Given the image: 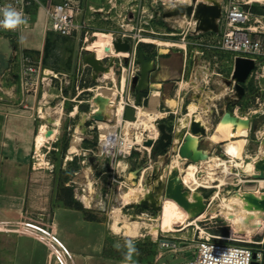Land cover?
Wrapping results in <instances>:
<instances>
[{
  "label": "rangeland",
  "instance_id": "1",
  "mask_svg": "<svg viewBox=\"0 0 264 264\" xmlns=\"http://www.w3.org/2000/svg\"><path fill=\"white\" fill-rule=\"evenodd\" d=\"M189 1L80 0L76 14L78 29L71 36H61L51 31L43 8L31 9V26L21 33H13L14 52L9 67L0 74V238L4 236L2 232L6 228L7 231L10 228L32 230L35 228L32 224L47 221L45 213L26 207V197L10 196V193L25 188L30 171L33 175L29 181L31 190L38 188L36 191L40 196L50 198L51 206L53 198L58 200L56 194L61 186L72 185L76 197L106 221L110 232L109 249L114 254L129 256L128 244L131 242L135 250L130 256L158 264H180L194 257L195 245L201 237L212 235L231 238L229 241H246L256 251L264 247V243L258 242L264 239V219L252 233H245L237 226L252 223L257 213L264 212V186L257 185L253 175L234 163L232 167L238 174L232 176L231 183L222 186L215 200L213 196L218 190L215 186L199 185L195 191L184 186L190 192H199L206 203L205 210H208L198 219L191 216L186 227L179 225L177 230H167L161 225L157 235H154L151 226L159 222L160 210L132 202L122 207L123 219L138 221L139 228L129 230L122 227L119 232L111 228L115 207L121 206L120 197L130 185L139 182V176H135L133 171L141 165L152 164L141 180L145 186L152 187V173L158 172L165 180L168 175L165 166L173 158L171 150L165 155L153 152L152 161L149 162L148 152L144 150L140 151V158V152L134 153L139 160L126 157L128 166L120 163L116 170L111 167V158L101 152L100 133L103 128L96 121L99 119L92 116L94 113L89 114L90 106L97 97L98 85L119 87L120 72L117 71V75L111 72L112 76H116L115 82L95 71L92 66L85 67L84 56L95 53L109 63L112 57L108 48L114 36L130 34L128 38L132 44H142L149 54L158 48L163 50L164 46L159 40L179 43L167 46L168 51L162 56V60L172 62L171 67L182 64L184 68L182 57L186 51L188 61L184 72L167 81L161 96L162 109L175 106L177 100L173 97L179 81L183 80V100L178 102V112L162 119L169 123V127L172 122L177 125L178 119L191 108L192 101H197L201 103L200 107L205 103L210 104V110L202 114L207 118L210 127L208 134H211L219 125L215 123L222 109L226 107L233 111L238 104L237 113L248 117V125L250 120L244 159L262 156L264 55L258 57L259 74H250L241 82L245 91L240 95L231 65L232 53L211 46L216 43L224 23L219 25L218 30H202L196 29L193 12L190 15L186 11L166 14L182 8L186 10L188 5L194 7L201 2L196 4V0H192L190 4ZM245 6L264 16V0H253ZM139 36L141 40L137 43ZM30 65L34 70L24 74L27 78L21 84L20 73ZM126 93L135 94L136 88L127 84ZM143 93L147 94V91ZM111 98H116V95ZM145 104L149 107L147 102ZM225 115H221L222 119ZM104 117L111 125H118L115 114L104 111ZM240 119V116H233L229 121L235 125ZM230 137L234 136L231 134ZM73 141H76L75 151L70 150ZM200 145L210 154L222 152L220 143L208 137L202 138ZM132 172L134 175L130 177ZM239 177H242L241 181ZM115 179H124L125 186L120 187ZM253 184L256 186L251 187ZM153 190L154 194L160 192L157 203H166L167 197L162 191L157 192L155 187ZM219 200L218 208L216 203L219 204ZM249 214H254L250 220L247 219ZM123 219L120 220L121 224ZM161 238H169L172 242L162 246Z\"/></svg>",
  "mask_w": 264,
  "mask_h": 264
},
{
  "label": "built area",
  "instance_id": "2",
  "mask_svg": "<svg viewBox=\"0 0 264 264\" xmlns=\"http://www.w3.org/2000/svg\"><path fill=\"white\" fill-rule=\"evenodd\" d=\"M200 1L208 2L206 0H196L195 3L198 4ZM79 2L80 0H0V9H4L10 6L16 11L22 12L23 18L26 20V23L19 25L15 29H5L4 27L0 26V39L1 38L9 39L11 45L13 46V50H12V54H13L15 43L12 40V35L13 33H21L23 29L29 28L31 26V21H30L31 14H32L31 9H33L34 7H41L44 9L45 14H46V22L51 31L61 36H71L78 29V20H77L76 14H77V9L79 7ZM189 2L190 4H192L193 1L190 0ZM220 2L222 6V14L217 19V22L220 26H221V23L223 22L224 27H223L222 32L218 34L216 43H214L211 46L212 47L216 46L217 48L223 51H228L232 53L231 57L233 61V68H234L235 58L238 55L253 58L255 65L250 71L249 75L250 74L253 75L255 73V75L257 76V74H259L258 66H257L259 62L258 57H260L261 55H264V16L251 11L250 8L245 6L247 3L250 4L251 1L249 0H220ZM195 8L196 6H194V9ZM0 19H3L2 12H0ZM193 23L197 24V19H194ZM128 36H130V34L122 33L119 36H114L111 38L113 39V42L114 40L117 39V37H120L122 40L128 39L130 42V48L127 50L125 54H121V55H114L111 52L112 58L109 63L103 61V58L101 56H98L97 54L94 53L95 56L98 59H100L104 65L112 66L114 70V75H117V71L120 72L119 83H120L121 88H122L121 83L123 79H125L126 86L127 84L132 85L133 77L139 74L140 72V62L138 60V50H139L138 45L139 44H136V45L132 44ZM140 40H141V37L139 36L137 43H139ZM114 49L117 50L116 47H114ZM11 58H12V55L10 57L9 64H10ZM84 66L86 67V66H92V65H90L88 62H85ZM29 70L33 71L34 67L31 65L29 67L27 66L25 71L24 72L22 71L20 73L21 84L24 83L25 77L27 78V76H25L24 74L29 73L30 72ZM100 74L104 75L103 71H100ZM176 82L178 83V81ZM178 85H179L178 87H180V81ZM102 86L103 88H106V86L111 87L112 90L114 87H118V86H108V85H102ZM88 88L95 90V88L94 89L91 87H88ZM125 88L122 89L121 92H118V94L116 95L117 97L116 99L122 103V109L120 111V115L118 113L117 106H115V115L117 116L118 125L115 124L112 130L105 132V134L103 135L102 133L104 132L100 133L101 152L104 153L105 156L111 158L110 160L111 167L117 168L116 170H118V166H120L121 159L126 160V157L132 156L133 159L139 160L140 156L142 155L141 152H144V150H147L148 152V157H149L148 161L149 162L152 161L151 153H153V146L157 143L161 135L159 123L163 121L162 119H164L168 115L172 113L176 114L178 112V102L180 100H183V95H181V91L183 88L180 90L179 94L177 93L178 88H176L175 96L178 102L175 106L169 105L168 109L164 107L162 109L161 102L159 101L157 108L163 110L165 114L162 116L158 115L154 117L153 121L158 127V131L156 135L154 136L150 135L149 132L146 131V129L142 127H138V126H132V130H131L132 134L129 135V132H128L129 125L127 124V122L128 120H131V121L137 120L138 117H137V111H136L135 119L126 118L125 117L126 107L133 106L136 110H137V106L139 105L146 107L145 103L150 98L149 94L153 93L154 90L150 89L147 92V94L143 93L141 103L138 104L136 103V93L130 94L131 93L130 92V93L125 94ZM239 106L240 105L236 104L235 105L236 109L230 112L232 114L240 116L237 113V109L239 108ZM95 109L96 107H94V102H93V104H91L90 106L89 114L95 113L96 112ZM222 110H223L222 113H224L227 110V108L224 107ZM199 111H202L201 108H199ZM186 113L187 111L185 112V114ZM222 113L219 115V119ZM119 116H120V119H119ZM89 117L91 118V115ZM96 121L99 122L100 120H96ZM191 121H192V118L188 119L187 120L188 124L186 126H183L178 131H177V127H178L179 121L177 125L173 124L172 122L170 127H169V123L166 122L167 130L172 132L173 134L172 142L168 145L166 153H168L171 150L173 152L172 153L173 155L175 154L179 155L181 161L184 162V165L189 164L192 160L186 157H182L180 155V145L182 144L184 140V137H181L180 133H184L185 135V133L189 131ZM93 126L94 124L90 125V127H93ZM206 129L208 132L209 129L207 127ZM149 138L152 139L153 141L152 145H146L144 143ZM136 152H140L139 158L134 154ZM219 155L230 156V155H226L224 152L223 154L220 153ZM120 157H123V158H120ZM234 158L239 159L238 157H234ZM200 161H195V162H200ZM126 164L127 165L125 167L128 166V162ZM199 165L200 167L198 169V172H203V165L202 164H199ZM142 166L143 168L138 173L139 180L141 178L143 179L146 170L149 167H152L153 165L149 164V166H144V165ZM118 175L121 176L119 173ZM179 175L184 183L185 188L187 187V188L194 190L193 188L185 184L184 173L181 172L180 170H179ZM235 175L237 174H234V176ZM254 179H257V178L254 176L253 180ZM115 180L120 183V187L125 186L124 179H115ZM204 181H205V185L203 184L202 186L214 187L215 184H210L208 181L214 182L217 180L216 179L214 180L204 179ZM231 181L232 180H229L228 183H231ZM228 183L224 185H227ZM229 239L231 238L217 237L214 235L201 237V239L195 245L196 251L193 252L194 257L192 259L185 260L181 262L180 264H254V262H256L257 264H264V247H261L260 249L256 251L254 247L248 244L246 241H242V240L229 241ZM171 242L172 240L169 238H161V241H160L162 246H168ZM258 242L263 244L264 239Z\"/></svg>",
  "mask_w": 264,
  "mask_h": 264
},
{
  "label": "bare ground",
  "instance_id": "3",
  "mask_svg": "<svg viewBox=\"0 0 264 264\" xmlns=\"http://www.w3.org/2000/svg\"><path fill=\"white\" fill-rule=\"evenodd\" d=\"M208 1H211V0H208ZM249 1H253V0H249ZM257 1H260V0H257ZM159 43L164 46L163 48L164 51H168L166 48L167 46L179 45V43L170 41V40H165V41L159 40ZM183 46H184V43H183ZM114 47L115 46H114L113 39H111V42L108 48L110 53L112 52L114 55H121L127 52V50L125 49L115 50ZM113 71L114 70L112 66L108 65L106 69L103 71L104 76L113 78L114 80H116V76H112V74L114 75V73L111 74V72ZM121 84H122V88L120 87V84H119V87H114L113 90L111 87H107V86L106 88H103L102 85H99L96 88L97 97L99 96L101 97V99L94 100V102L96 103V109H95L96 112L104 110L105 113H110V115L111 113L115 114V106H117L118 113L120 115V111L122 109V103L116 99L117 97L116 98H111V97L114 94L117 95L118 92H121L122 89L126 87L125 79L122 80ZM183 86L184 85H183V80H182L180 81V87H178V90H177L178 94L180 93V90L183 88ZM106 89H109V90H106ZM101 95H103L104 97ZM158 95H159V91L154 90L151 96V105L149 107L147 106L143 107L140 105L137 106V110H136L137 117H138L137 120H134V121L128 120L127 122V124L129 125L128 127L129 135L132 134V131H131L132 126L142 127L146 129V131H148L150 135H153V136L157 134L158 127L153 121L154 117L158 115L162 116L165 114L163 110L157 108V105L159 104ZM173 98L177 100L176 96ZM102 99H103V102L101 101ZM200 105H201L200 102L192 101L191 108L187 110V113L181 116L180 119L178 120L179 124L177 127V131L180 130L183 126H186L188 124L187 122L188 119L194 118V117L195 119L205 124L208 129L210 128L208 122L206 121L207 118L205 119V116H203L202 114V112H206L209 109L210 104L205 103L201 107ZM199 108H201L202 111H199ZM225 113L226 111L222 113V115H225ZM234 115L230 112V115L229 114L225 115L223 119L221 116L220 119L216 123L219 125L215 127V129L213 130L211 134H208L207 132V135H206V137H208L212 141L220 143L222 147V151L226 155H230V156L210 154L208 158L202 159L200 162L191 161L189 164L184 165V162L181 161L180 156L175 154L173 155L171 163L168 164L167 168H165V171L167 170V172L170 173V171L173 168H177L178 170L184 173L185 184L187 186H190L193 189H196V187L199 185H203L204 179H208V180L216 179L217 184H215V187H217L218 190H216L214 193V196H213L214 200L218 198L219 191L221 190L222 186L228 183L229 180H232V176L234 174H238V172H235L234 168L232 167L233 163L235 165H240L241 167H243V169L246 171L247 174L254 175L256 173L255 162L261 157L264 158V149H262L261 157L256 156V157H253L251 160L244 159V149L247 143L248 127H249L248 120H247L248 117L240 115V118H241L240 121L234 125L233 121L231 122L229 121L230 117H233ZM119 119H120V116H119ZM99 123L101 124L103 128L104 133H102V135L105 134V132L112 130V128L114 127L108 122L106 117L100 120ZM231 134L234 137L232 138L230 137L229 139V136ZM76 139H79V137ZM196 142H197V138H194L192 143L195 144ZM70 150L71 151L76 150V141H73V144ZM234 157H238L240 160L235 159ZM120 163L123 164L124 166L127 165L126 164L127 161L125 159H121ZM204 163H206L207 165ZM198 164L203 165L204 167L203 172H198V167H200V165L198 166ZM132 175H134L133 172L131 173L130 177H132ZM239 179L241 181L242 177H239ZM141 180L142 178L139 180L137 184L130 185L129 189L126 192H124V194L120 197L121 206L115 207V210L113 212V221L111 222V228L114 231L119 232L122 230V227H124L125 229H129V230H132V229L137 230L139 228L138 221L129 222L127 218H126L127 220L123 219L124 218L122 215L123 206L129 203H132V202H139L140 200L145 199V198H148L150 200H155L156 202L159 201L158 195L160 194V192L157 191L158 193L154 194L155 192L153 188L158 184V181L162 180L161 174L158 173V177L156 176L152 180L153 188L150 185L145 186ZM254 181H256V183L259 186L264 185V178H257V179H254ZM255 186H256L255 184L251 185V187H255ZM194 191L193 192L189 191L187 193V197L190 201L196 200L194 196V193H195ZM166 200H167L166 203H164L163 205L160 204L161 210H160V215H159L160 216L159 222L154 223L151 226V231L154 235H157L158 229L161 227V225L163 226V228L167 230H177L178 229L177 227L179 225L182 227H186L189 224L188 219L191 217L190 212L184 207H182L175 199H172L171 197H167ZM216 204H217V207L219 208L220 200H219V204L218 203ZM206 211L208 210L206 209L201 214L196 215V219H198ZM121 219L124 220L122 224L120 223Z\"/></svg>",
  "mask_w": 264,
  "mask_h": 264
},
{
  "label": "crops",
  "instance_id": "4",
  "mask_svg": "<svg viewBox=\"0 0 264 264\" xmlns=\"http://www.w3.org/2000/svg\"><path fill=\"white\" fill-rule=\"evenodd\" d=\"M158 48L150 53L156 59V68L151 72L150 82L153 90L159 91V101L169 79L179 77L188 61L185 53L182 64L171 67V61L162 60L166 54ZM232 59V57H231ZM178 62V61H177ZM233 67V61H232ZM147 101L151 105V96ZM29 174L25 188L10 193L14 197H26V207L31 211L45 213L47 221L32 224V230L13 229L2 234L0 241V264H158L134 256L114 254L109 247V229L102 218L88 219L81 209L56 205L52 208L50 198L40 196L32 189ZM37 190V191H36ZM45 218V217H44ZM106 246L109 247L106 249Z\"/></svg>",
  "mask_w": 264,
  "mask_h": 264
},
{
  "label": "water",
  "instance_id": "5",
  "mask_svg": "<svg viewBox=\"0 0 264 264\" xmlns=\"http://www.w3.org/2000/svg\"><path fill=\"white\" fill-rule=\"evenodd\" d=\"M208 1V0H207ZM186 13L190 15L193 11L195 14V18L197 19L196 29L202 30H218L219 24L217 19L222 14V6L220 0H211L208 2H200L196 8L192 5H188L186 10L182 8L179 11H170L166 14H176V13ZM114 45L116 49H125L128 50L130 48V42L128 39L122 40L120 37H117L114 40ZM13 46L11 45L9 39L1 38L0 39V74L4 72L5 69L9 67V60L12 55ZM160 52H165L160 48ZM84 59L88 62L95 71L100 72L106 69V65L98 59L94 53L85 54ZM138 60L140 62V72L135 75L132 79V86L136 88V103H141L143 92H148L152 89L153 85L150 83V75L151 72L156 68V59L147 58L146 53L142 50H138ZM255 62L251 57H245L238 55L235 58L234 62V70L233 75L235 79L238 81L236 86L239 91V94L242 95L245 91L244 86L241 84L244 81L252 68L254 67ZM101 99V97H97L94 100ZM103 102V99L101 100ZM226 114L230 115V111L226 110ZM234 115V114H233ZM94 118L102 120L104 119V110L97 111L92 115ZM236 117V115H234ZM125 117L128 119L136 118V109L133 106H127L125 109ZM250 125V120H249ZM159 128L161 131V135L157 141V143L153 146V152L157 155H163L167 151L168 145L172 142V132L167 130V123L165 121H161L159 123ZM181 137H184L182 144L180 145V155L182 157H186L192 161H200L202 159H206L209 157V150L203 148L200 145V140L202 137L207 135V129L205 125L195 119L192 118L190 123L189 131L187 133H180ZM197 138V142L195 144L192 143L193 139ZM146 145H152V139H147L144 142ZM223 154V151L221 152ZM167 168V165L165 166ZM143 166H139L133 172L135 176H138V173L141 171ZM256 173L254 176L256 178H264V158L261 157L255 162ZM158 177V173L154 171L152 173V180L155 177ZM155 190L162 191L163 195L166 197H171L175 199L182 207L187 209L190 212L191 216H196L202 213L205 210L206 203L203 201V197L199 192H195V201H190L187 197V193L189 192L184 188V183L179 175V170L177 168H173L170 173H168L165 180L158 181V184L155 186ZM142 205L150 206L154 209L161 210V205L157 203L155 200H150L148 198L142 199L139 201ZM264 204V200H263ZM254 264H257L254 262Z\"/></svg>",
  "mask_w": 264,
  "mask_h": 264
},
{
  "label": "trees",
  "instance_id": "6",
  "mask_svg": "<svg viewBox=\"0 0 264 264\" xmlns=\"http://www.w3.org/2000/svg\"><path fill=\"white\" fill-rule=\"evenodd\" d=\"M254 11H257V9L254 8ZM139 48L144 51L142 44H139ZM151 54L146 53V57L151 58V56H152ZM38 164L41 165L43 163H38ZM56 196H57L58 200L56 201L55 198L52 199L53 200L52 201V203H53L52 208L56 205L74 207V208L81 209L84 213V216L88 219H97L98 218V216L94 213V211L88 209L84 205V203L76 197L75 191H74V188L72 185H65V184L62 185L61 188L59 189V191H57ZM253 215L249 214L247 216V219L248 220L252 219ZM263 219H264V212L263 213H257L254 216L252 223H246L244 225H237V226L239 227V229H241L245 233H252L259 227V225L262 223ZM107 248H109V247L106 246V249Z\"/></svg>",
  "mask_w": 264,
  "mask_h": 264
},
{
  "label": "clouds",
  "instance_id": "7",
  "mask_svg": "<svg viewBox=\"0 0 264 264\" xmlns=\"http://www.w3.org/2000/svg\"><path fill=\"white\" fill-rule=\"evenodd\" d=\"M0 12H2L3 14V19H0V26L4 27L5 29H15L19 25L26 23V20L23 18L22 12H18L10 6L4 9H0ZM128 249L130 258V254L135 250L132 247L131 242H129L128 244Z\"/></svg>",
  "mask_w": 264,
  "mask_h": 264
},
{
  "label": "flooded vegetation",
  "instance_id": "8",
  "mask_svg": "<svg viewBox=\"0 0 264 264\" xmlns=\"http://www.w3.org/2000/svg\"><path fill=\"white\" fill-rule=\"evenodd\" d=\"M139 49H140V48H139ZM144 52H145V53H148V51H147V50H146V51L144 50Z\"/></svg>",
  "mask_w": 264,
  "mask_h": 264
}]
</instances>
